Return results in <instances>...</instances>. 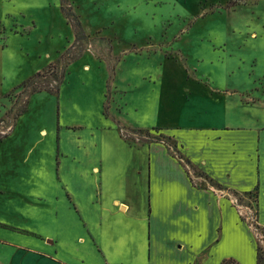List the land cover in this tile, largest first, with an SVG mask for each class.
I'll return each mask as SVG.
<instances>
[{"label": "rangeland", "instance_id": "374dc122", "mask_svg": "<svg viewBox=\"0 0 264 264\" xmlns=\"http://www.w3.org/2000/svg\"><path fill=\"white\" fill-rule=\"evenodd\" d=\"M211 90L229 94L230 119L264 125V0H0V264H44L48 234L71 240L58 242L68 264H96L75 252L82 213L69 207H109L134 163L127 143L178 155L172 131L204 116ZM230 194L264 246L256 194ZM110 216L117 232H95L130 231L127 251L140 250L148 223Z\"/></svg>", "mask_w": 264, "mask_h": 264}, {"label": "crops", "instance_id": "0c3cea01", "mask_svg": "<svg viewBox=\"0 0 264 264\" xmlns=\"http://www.w3.org/2000/svg\"><path fill=\"white\" fill-rule=\"evenodd\" d=\"M211 91L214 104L206 108L210 113L206 111L200 118L189 113L191 121L172 131L176 132L172 137L178 155L160 141L126 144L134 162L131 172L124 177L123 186L115 192L108 208H91L99 212L97 218L83 214L78 198V206L70 202L73 193L69 182H62L63 192L70 195L69 204H73L69 209L77 215L82 213V232L74 240L83 245L74 242L76 253H85L83 250L87 249L96 264H222L229 258L240 264H256L260 244L257 232L255 236L253 227L242 219L230 191H254L258 224L264 231V125L245 126L230 119L227 106L221 101L228 104L229 94ZM190 97L186 95L185 100ZM186 165L200 171L216 186L206 180V185L196 183L195 177L188 175ZM246 176L252 183H246ZM117 211L148 223L146 242L142 235H135L136 242L142 243L138 253L127 251L131 240L127 229L126 235L110 233L107 238L95 232L94 228L102 225L117 232V224L110 218V212ZM51 215L52 219H59L57 210H52ZM106 218L111 222L107 224ZM73 223L66 222V226ZM46 238L51 243L46 246L44 264H68L59 253L58 242L65 245L71 240L52 234ZM111 244H123L124 253L114 257ZM36 255L42 259V255Z\"/></svg>", "mask_w": 264, "mask_h": 264}, {"label": "trees", "instance_id": "16d2710c", "mask_svg": "<svg viewBox=\"0 0 264 264\" xmlns=\"http://www.w3.org/2000/svg\"><path fill=\"white\" fill-rule=\"evenodd\" d=\"M179 157L184 161L185 164H189L188 161L186 160V158H184L180 155H179ZM257 225H258L257 227H259V224H257ZM222 264H240V263L237 262L233 258H229V259L224 260V262ZM256 264H264V246H262L261 243L258 244V247H257Z\"/></svg>", "mask_w": 264, "mask_h": 264}, {"label": "built area", "instance_id": "2783aa9c", "mask_svg": "<svg viewBox=\"0 0 264 264\" xmlns=\"http://www.w3.org/2000/svg\"><path fill=\"white\" fill-rule=\"evenodd\" d=\"M238 200H237V198H234V203H236ZM255 225V224H254ZM262 241V240H261Z\"/></svg>", "mask_w": 264, "mask_h": 264}]
</instances>
